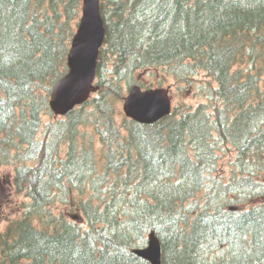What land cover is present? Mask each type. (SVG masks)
I'll return each instance as SVG.
<instances>
[{
  "label": "trees",
  "instance_id": "16d2710c",
  "mask_svg": "<svg viewBox=\"0 0 264 264\" xmlns=\"http://www.w3.org/2000/svg\"><path fill=\"white\" fill-rule=\"evenodd\" d=\"M81 3L0 0V167L27 199L0 264H149L132 250L150 231L162 264H264V0H100L98 90L56 119ZM147 69L185 86L204 72L206 102L118 124L121 83Z\"/></svg>",
  "mask_w": 264,
  "mask_h": 264
},
{
  "label": "water",
  "instance_id": "95a60500",
  "mask_svg": "<svg viewBox=\"0 0 264 264\" xmlns=\"http://www.w3.org/2000/svg\"><path fill=\"white\" fill-rule=\"evenodd\" d=\"M105 25L100 0H82L81 17L67 56V72L54 85L49 108L55 116H65L88 101L93 92L100 49L105 40ZM168 88L142 90L132 86L123 99L125 116L138 124L150 125L171 113ZM132 253L149 264H161V246L153 231L147 235L146 246Z\"/></svg>",
  "mask_w": 264,
  "mask_h": 264
},
{
  "label": "rangeland",
  "instance_id": "374dc122",
  "mask_svg": "<svg viewBox=\"0 0 264 264\" xmlns=\"http://www.w3.org/2000/svg\"><path fill=\"white\" fill-rule=\"evenodd\" d=\"M80 14L81 11L79 16ZM193 78L195 83L191 86H185L184 84H179L173 77L167 75L161 69L140 70L137 71L135 75V79L141 83L142 89L168 88L173 109L180 107L181 105L196 107L198 103L206 102V93L201 88L203 82L208 81L206 74L200 71L195 74ZM132 86L134 85L128 86L125 85L124 82L121 83L120 89L123 93V97L128 94V91ZM123 97L116 102V121L118 124L123 118H125L122 109ZM49 120L50 118L48 116L42 118L44 123ZM235 158L236 152L232 147L223 150V152H218L217 172L219 175L223 176L225 180L228 178L230 171L233 168ZM13 171L14 167L11 165L0 167V232L5 230L10 221L22 216V213L24 212L23 204H26L27 202L24 195L18 193L17 190H14L11 185ZM254 175L256 180L263 179L264 176V174H261V170L257 171V174ZM260 192L255 196L256 203H264V194ZM52 210L55 213H62L68 218H71V216L74 215L69 213V208L61 203H55Z\"/></svg>",
  "mask_w": 264,
  "mask_h": 264
},
{
  "label": "bare ground",
  "instance_id": "6f19581e",
  "mask_svg": "<svg viewBox=\"0 0 264 264\" xmlns=\"http://www.w3.org/2000/svg\"><path fill=\"white\" fill-rule=\"evenodd\" d=\"M78 26V25H77ZM77 28V27H76ZM73 38V37H72Z\"/></svg>",
  "mask_w": 264,
  "mask_h": 264
}]
</instances>
